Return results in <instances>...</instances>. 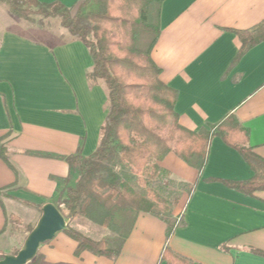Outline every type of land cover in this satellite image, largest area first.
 <instances>
[{"label":"crops","instance_id":"0c3cea01","mask_svg":"<svg viewBox=\"0 0 264 264\" xmlns=\"http://www.w3.org/2000/svg\"><path fill=\"white\" fill-rule=\"evenodd\" d=\"M40 1L75 10L82 0ZM5 14L0 24L7 18L19 25ZM263 20L264 0H163L151 54L161 81L177 91L174 108L183 127L198 131L233 114L249 130L248 145L262 159L264 40L237 58L241 44L233 31ZM43 39L0 29V145L8 159L0 157L3 254L18 249L25 238L10 217L34 225L40 216L36 205L54 204L57 188L74 183L64 157L78 149L88 156L96 149L107 113L104 83L87 78L93 64L88 48L71 35ZM158 165L168 173L160 178L162 186H191L172 210L178 225L168 238L163 221L141 213L115 259L88 251L77 257L76 242L59 232L40 245L44 261L166 264L161 255L167 247L188 264H264V190L246 193L231 186L254 175L236 149L211 138L201 173L174 153ZM73 220L86 227L77 231L119 246L108 229L83 217Z\"/></svg>","mask_w":264,"mask_h":264},{"label":"trees","instance_id":"16d2710c","mask_svg":"<svg viewBox=\"0 0 264 264\" xmlns=\"http://www.w3.org/2000/svg\"><path fill=\"white\" fill-rule=\"evenodd\" d=\"M0 2L12 15L26 20H31L32 14L59 16L61 26L89 50L93 64L88 80L102 81L107 89V113L98 145L88 156L78 149L64 157L69 177L73 174L75 181L57 188L54 205L67 221L83 217L108 229L117 236L119 246H111L107 238L92 239L67 224L62 232L76 242L75 256L88 251L117 258L121 243L141 213L163 221L168 238L178 225L172 215L178 199L170 202L153 188L157 180L168 175L158 164L174 153L201 173L213 137L236 149L254 173L251 179L231 186L246 193L264 190V159L252 152L249 130L235 115L228 114L198 131L179 123L174 108L177 91L161 81V69L151 57L159 36L163 0H120L117 4L111 0H82L75 10L59 1ZM233 32L241 44L238 58L264 40V20L250 29ZM6 154L7 148L0 145V157L8 162ZM190 187L178 184L181 190ZM36 207L40 209L41 205ZM10 221L15 228L23 227L15 216ZM25 229L30 232L32 227ZM2 256L0 251V259ZM161 260L166 264H188L167 247ZM30 264L48 263L37 253Z\"/></svg>","mask_w":264,"mask_h":264},{"label":"rangeland","instance_id":"374dc122","mask_svg":"<svg viewBox=\"0 0 264 264\" xmlns=\"http://www.w3.org/2000/svg\"><path fill=\"white\" fill-rule=\"evenodd\" d=\"M119 1L120 0H111V2L113 4H117ZM0 9H1L0 16H1V14L3 15V13H6L7 15H9V17H12V19L17 21V23L19 24V25H17L15 23H12V21L10 22L7 18H4L3 23L0 24V29L5 28V29H11V30L12 29L19 30L24 35L37 37L40 39H43V38L47 39L48 37L49 38L50 37L55 38L58 36L59 39L63 40L66 35H68V36L70 35L69 32L61 26L59 16L32 14L30 16L31 20H26V19L14 17L8 11L7 7L4 4H2L1 2H0ZM167 184H168L167 186H162V182H160V179H159L155 182V184L153 185V188L157 191V193L164 196L170 202L173 201L175 198L178 199V201H179L182 197V194L187 191L185 189L181 190L178 188V186L172 185L171 183H167ZM72 220L73 219L67 221V224H69V226L71 228H73V229H75V228H81L82 229L83 228V230L86 229V227H81L77 221H74V220L72 221ZM21 224L23 227L22 228L17 227V229L24 230V231H22V235H23V237H26L28 232H26L25 228L30 227V226L33 227L34 225L25 226L22 222H21ZM86 236H88V235H86ZM90 238H92V237H90ZM22 243L20 244L19 248H21ZM18 249H17V251H18Z\"/></svg>","mask_w":264,"mask_h":264},{"label":"water","instance_id":"95a60500","mask_svg":"<svg viewBox=\"0 0 264 264\" xmlns=\"http://www.w3.org/2000/svg\"><path fill=\"white\" fill-rule=\"evenodd\" d=\"M59 211L53 203H44L40 207V216L23 239L21 248L14 254H3L0 264H30L41 244L50 241L57 233L66 229L67 220Z\"/></svg>","mask_w":264,"mask_h":264}]
</instances>
